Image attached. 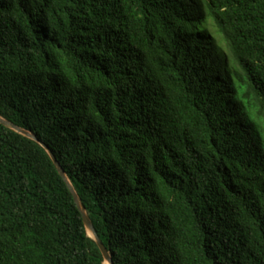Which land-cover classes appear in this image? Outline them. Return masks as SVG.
Wrapping results in <instances>:
<instances>
[{"label": "trees", "instance_id": "16d2710c", "mask_svg": "<svg viewBox=\"0 0 264 264\" xmlns=\"http://www.w3.org/2000/svg\"><path fill=\"white\" fill-rule=\"evenodd\" d=\"M0 117L113 264H264V0H0ZM39 142L0 123V264H105Z\"/></svg>", "mask_w": 264, "mask_h": 264}, {"label": "water", "instance_id": "95a60500", "mask_svg": "<svg viewBox=\"0 0 264 264\" xmlns=\"http://www.w3.org/2000/svg\"><path fill=\"white\" fill-rule=\"evenodd\" d=\"M0 123L3 124L4 126H6L7 128L29 138V139H32L36 142H39V140L37 139L36 136H34L32 133L12 124L11 122L3 119L2 117H0ZM40 143V142H39ZM42 145V147L48 152V154L50 155L55 167L57 168L59 174L61 175V177L64 179V181L66 182L68 188L70 189V192L72 193L73 197H74V200L77 204V207L79 209V211L81 212L82 214V217H83V220H84V223H85V226H86V229L90 235L91 238H93L103 257H104V261H105V264L108 263V264H113V261H112V257L108 251V249L105 247V245L102 243V241L100 240V238L98 237L95 229H94V226L88 216V214L86 213V210L78 196V194L76 193L74 187L72 186V184L70 183V181L68 180V177L64 171V169L62 168V166L60 165V163L58 162V160L56 159L55 155L52 153V151L44 144L40 143Z\"/></svg>", "mask_w": 264, "mask_h": 264}, {"label": "bare ground", "instance_id": "6f19581e", "mask_svg": "<svg viewBox=\"0 0 264 264\" xmlns=\"http://www.w3.org/2000/svg\"><path fill=\"white\" fill-rule=\"evenodd\" d=\"M106 264H108V263H106Z\"/></svg>", "mask_w": 264, "mask_h": 264}, {"label": "rangeland", "instance_id": "374dc122", "mask_svg": "<svg viewBox=\"0 0 264 264\" xmlns=\"http://www.w3.org/2000/svg\"><path fill=\"white\" fill-rule=\"evenodd\" d=\"M223 44V43H222ZM224 45V44H223Z\"/></svg>", "mask_w": 264, "mask_h": 264}]
</instances>
